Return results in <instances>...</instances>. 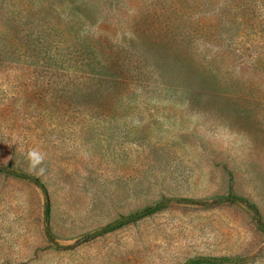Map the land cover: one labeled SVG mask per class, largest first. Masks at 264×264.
<instances>
[{"label": "rangeland", "instance_id": "374dc122", "mask_svg": "<svg viewBox=\"0 0 264 264\" xmlns=\"http://www.w3.org/2000/svg\"><path fill=\"white\" fill-rule=\"evenodd\" d=\"M261 225L264 0H0V264H264Z\"/></svg>", "mask_w": 264, "mask_h": 264}, {"label": "clouds", "instance_id": "9594fccd", "mask_svg": "<svg viewBox=\"0 0 264 264\" xmlns=\"http://www.w3.org/2000/svg\"><path fill=\"white\" fill-rule=\"evenodd\" d=\"M44 158V155L35 149L26 153V159L28 160L30 167L34 169L43 163ZM39 170L40 172L44 171L43 168H40Z\"/></svg>", "mask_w": 264, "mask_h": 264}, {"label": "trees", "instance_id": "16d2710c", "mask_svg": "<svg viewBox=\"0 0 264 264\" xmlns=\"http://www.w3.org/2000/svg\"><path fill=\"white\" fill-rule=\"evenodd\" d=\"M261 227L264 229V226L263 225H261Z\"/></svg>", "mask_w": 264, "mask_h": 264}]
</instances>
